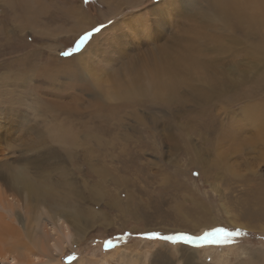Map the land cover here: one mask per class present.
I'll return each mask as SVG.
<instances>
[{
  "label": "rangeland",
  "instance_id": "obj_1",
  "mask_svg": "<svg viewBox=\"0 0 264 264\" xmlns=\"http://www.w3.org/2000/svg\"><path fill=\"white\" fill-rule=\"evenodd\" d=\"M221 16L214 0H0V185L30 177L6 189L18 255L264 264V24Z\"/></svg>",
  "mask_w": 264,
  "mask_h": 264
},
{
  "label": "bare ground",
  "instance_id": "obj_2",
  "mask_svg": "<svg viewBox=\"0 0 264 264\" xmlns=\"http://www.w3.org/2000/svg\"><path fill=\"white\" fill-rule=\"evenodd\" d=\"M214 10L216 12H218V14L220 13L223 16V17L221 16L222 19H227V20L228 19L229 20L233 19L234 22H237L239 24L245 22V23H248V24L252 25V22H256L257 23V21L259 19H262V21H263L262 24H264V0H251V1L250 0H214ZM208 11H207V15L209 16L210 19L213 20L214 17H212V15L210 16V14H212V13L209 14L210 11L209 12ZM253 47L256 49V52H255L256 55H258V52L264 53V44H258V45H255ZM255 49H254V51H255ZM170 75H173V74L168 72V77L167 78H169ZM218 80L219 79L217 77L216 78H211L210 81L207 82V83L213 84L214 85L213 90L214 89L217 90V89L220 88V87L217 88L218 85H220V83H217ZM170 81H172V80L170 79ZM159 83L162 84V85H167L168 82H166V80H164V81H161ZM157 89L158 88H156V90ZM158 93H161V91L158 92ZM259 118H258V115H257L256 119H259ZM260 119H264V117H261ZM257 123H258V121H257ZM3 177H5V176H3ZM29 178L25 174H23L20 170L19 171H13L12 173L10 172L9 176L4 181V185L6 186L7 190H10V191L14 192V194H15L18 191H20L19 190L20 186H22V185L25 186V185H29L30 184V181H29L30 179ZM6 189H3L2 185H0V258L3 259V258H7V257H12L13 258L12 260L16 259V261H17V263H14V264H34L33 260H30L26 256H23V255L21 256V254L24 252V250H22L23 252L21 251L22 253L20 255H18L19 254L18 253V251H19L18 249L19 248H24V246H26L25 248H27V245H26L27 243L24 244L23 247H19L20 243L17 242L19 240L15 239V237H18V235L23 236L24 233L22 232V234H19L21 231H18L17 226H16V224L14 222L15 220L6 211V210H8L9 205L15 204V201H16L14 199L13 200H9L8 198H6L7 197ZM14 194H12V196H15ZM23 240L25 241V239H23ZM29 245L30 244H28V246ZM21 246H22V244H21ZM30 247L31 246H29V248ZM29 248H27V250ZM32 249H33V247H32ZM30 251H32V250H30ZM28 255H30V254H28Z\"/></svg>",
  "mask_w": 264,
  "mask_h": 264
},
{
  "label": "snow or ice",
  "instance_id": "obj_3",
  "mask_svg": "<svg viewBox=\"0 0 264 264\" xmlns=\"http://www.w3.org/2000/svg\"><path fill=\"white\" fill-rule=\"evenodd\" d=\"M100 29L98 28H93L92 31H85V33L79 38V41L77 42V48L80 47V45H83L86 41L89 40V37L92 36L93 32H98ZM151 236L153 237H156L158 236L159 234L158 233H151L150 234ZM207 237H205L206 239ZM167 239H172V237H167ZM181 239H184V240H190L191 238L190 237H187V236H184V237H181Z\"/></svg>",
  "mask_w": 264,
  "mask_h": 264
}]
</instances>
